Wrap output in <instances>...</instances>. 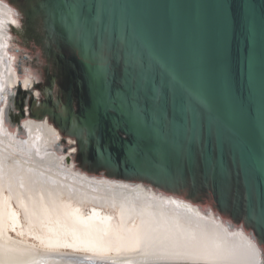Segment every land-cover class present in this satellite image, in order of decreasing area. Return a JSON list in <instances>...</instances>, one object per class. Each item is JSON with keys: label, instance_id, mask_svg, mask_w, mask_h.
I'll list each match as a JSON object with an SVG mask.
<instances>
[{"label": "water", "instance_id": "obj_1", "mask_svg": "<svg viewBox=\"0 0 264 264\" xmlns=\"http://www.w3.org/2000/svg\"><path fill=\"white\" fill-rule=\"evenodd\" d=\"M0 23V134L46 124L67 170L192 207L264 264V0H0Z\"/></svg>", "mask_w": 264, "mask_h": 264}, {"label": "bare ground", "instance_id": "obj_2", "mask_svg": "<svg viewBox=\"0 0 264 264\" xmlns=\"http://www.w3.org/2000/svg\"><path fill=\"white\" fill-rule=\"evenodd\" d=\"M3 71L0 60V80ZM26 126V142L0 134V145L59 179L49 177L45 183L41 173L27 176L15 169L13 155L0 153L6 161L0 157V264H80L75 260L79 257L101 261L105 259L92 255H106L109 248L112 252L107 255L136 252L141 257L114 264L158 260L253 264L257 260L255 248L240 233H230L192 207L140 186L94 181L67 170L63 158L45 150L51 147L55 131L42 124L44 136L37 149L32 140L42 126L30 122ZM84 188L114 194L124 205H113V216L105 214L95 200L82 194Z\"/></svg>", "mask_w": 264, "mask_h": 264}, {"label": "rangeland", "instance_id": "obj_3", "mask_svg": "<svg viewBox=\"0 0 264 264\" xmlns=\"http://www.w3.org/2000/svg\"><path fill=\"white\" fill-rule=\"evenodd\" d=\"M1 149H0V153H5L6 155L8 156H12L14 159L16 158V162L13 160L12 162L13 163H16V165H18L15 169H18L19 171H22V172H25L27 176H31L34 178V174H38V173H41L43 176H40L41 174H39V177L42 181H44L45 183H49L50 180L47 179L49 177H53V178H57L59 179L58 176L56 175H53L51 173H47L46 171H43L41 169L38 168V166L32 164L31 162H25L23 161L22 159H20L19 157L15 156L13 153H11L9 150H7L6 148H4V146L0 145ZM4 149V150H3ZM6 151V152H5ZM8 153V154H7ZM10 153V154H9ZM1 157V156H0ZM1 160H4L2 157H1ZM5 161V160H4ZM6 162V161H5ZM5 164H8L5 163ZM11 164V163H9ZM13 164H11L10 166H12ZM35 170H34V169ZM39 169V170H38ZM35 172V173H34ZM64 180V179H62ZM81 187V186H80ZM87 194L91 199L95 200V205L101 210L103 211L105 214H108V215H111L113 216L114 214V207L113 205H124V203L122 202L123 200L121 199H117L118 197L114 194H109V193H101V192H98V191H93V190H88L86 188H84L83 190V193L82 194ZM90 193V194H89ZM108 194V195H107ZM66 200L68 201H73L71 197L69 196H65L64 197ZM105 199H107V201L109 202L107 204L106 201H104ZM114 200V202H112ZM89 202V201H88ZM77 203V202H75ZM107 205V206H106ZM89 206H91V204H89ZM85 208H88V205L87 204H84ZM106 248H109V247H106ZM112 252V249H107L106 251V255H92V256H95V257H102L100 259H105V260H101V261H109V262H113V263H116V262H121V261H125L124 259L126 258H132V259H136V258H141L140 256H136L137 253L136 252H131V253H121L120 255H112V254H109L107 255L108 253H111ZM133 256L135 258H133ZM74 259V258H73ZM86 259V258H84ZM95 259V258H93ZM75 260H78V258H76ZM99 260V259H98ZM81 264V263H80Z\"/></svg>", "mask_w": 264, "mask_h": 264}]
</instances>
